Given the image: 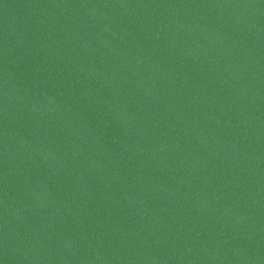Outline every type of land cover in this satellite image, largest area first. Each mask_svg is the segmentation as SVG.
<instances>
[{
    "label": "water",
    "instance_id": "water-1",
    "mask_svg": "<svg viewBox=\"0 0 264 264\" xmlns=\"http://www.w3.org/2000/svg\"><path fill=\"white\" fill-rule=\"evenodd\" d=\"M0 264H264V0H0Z\"/></svg>",
    "mask_w": 264,
    "mask_h": 264
}]
</instances>
